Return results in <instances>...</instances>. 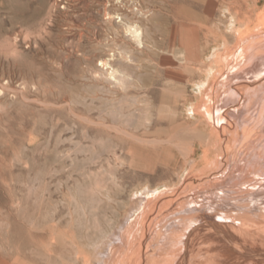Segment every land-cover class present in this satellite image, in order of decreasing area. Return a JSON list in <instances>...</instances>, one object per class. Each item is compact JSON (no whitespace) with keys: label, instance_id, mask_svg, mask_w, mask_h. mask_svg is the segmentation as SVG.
<instances>
[{"label":"rangeland","instance_id":"obj_1","mask_svg":"<svg viewBox=\"0 0 264 264\" xmlns=\"http://www.w3.org/2000/svg\"><path fill=\"white\" fill-rule=\"evenodd\" d=\"M241 1L226 0L242 17L264 14V0ZM107 2L115 3L0 0V259L20 255L29 264H74L84 248L94 261L109 236L121 231L141 190L177 178L181 165L160 163L152 148L136 149L132 131L142 133L148 117L164 120L153 130L190 124L185 104L197 102L194 83L209 65L191 67L178 82L183 94L169 109L166 72L154 73L151 90L143 86L146 78L151 82L144 68H129V78L132 69L142 77L134 74L138 86L108 77L106 66L95 72L97 65L103 68L102 56L121 60ZM222 2L213 6L212 30L225 26ZM212 30L204 47L219 42ZM57 239L61 247L46 253L44 245Z\"/></svg>","mask_w":264,"mask_h":264},{"label":"bare ground","instance_id":"obj_2","mask_svg":"<svg viewBox=\"0 0 264 264\" xmlns=\"http://www.w3.org/2000/svg\"><path fill=\"white\" fill-rule=\"evenodd\" d=\"M216 1L105 3L121 60L102 56L103 68L97 65L95 72L106 66L108 77L122 82L131 79V66L144 68L151 74V82L146 78L143 83L149 89L156 83L154 73L166 72L164 102L169 109L183 94L178 82L191 67L209 66L202 70L205 77L194 83L197 102L185 104L190 124L153 130L164 120L148 117L142 133L132 131L136 149L152 148L160 163L181 165L177 178L157 182V189L151 185L141 190L121 222V231L102 243L99 257L93 261L83 248L75 263L264 264V14L242 17L232 11L233 4L222 0L220 18L225 26L212 30ZM208 30L220 39L204 47ZM133 69L131 81H135ZM133 81L137 85V79ZM108 197L112 206L114 199ZM116 234L119 241L113 237ZM58 247V239L44 245L51 255ZM2 256L0 264H29L20 255Z\"/></svg>","mask_w":264,"mask_h":264}]
</instances>
